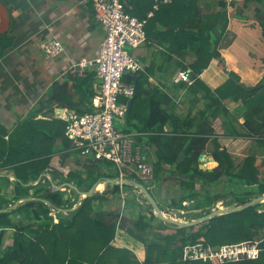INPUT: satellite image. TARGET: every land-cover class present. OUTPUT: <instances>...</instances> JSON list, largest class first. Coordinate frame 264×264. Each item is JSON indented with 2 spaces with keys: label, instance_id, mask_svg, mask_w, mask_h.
Returning a JSON list of instances; mask_svg holds the SVG:
<instances>
[{
  "label": "crops",
  "instance_id": "0c3cea01",
  "mask_svg": "<svg viewBox=\"0 0 264 264\" xmlns=\"http://www.w3.org/2000/svg\"><path fill=\"white\" fill-rule=\"evenodd\" d=\"M190 17L198 19L195 24L201 29L196 31L203 32L210 39L211 46L219 51V55L198 75L209 88L215 90L223 85L232 77V72L247 90L264 85V0H180L163 15V23H169L170 26L162 27L163 23H154L151 32L182 30L184 27L179 25ZM169 31L166 37H148L145 44L131 50L144 66L140 71H129L124 76V81L135 87V99L138 81L142 82L139 103L133 115L127 117L133 131H136L135 126L137 130L148 126L152 106L157 104L170 112L164 133L171 134L176 127L195 129V124L189 126L188 119L211 102L203 88L192 92L187 83L174 81L176 74L184 69L183 66L190 68L198 55ZM105 35V27L97 20L91 0H0V128L6 131L5 139L28 117L66 122V119L56 116L58 107L64 108L66 114L70 111L87 112L90 103L86 96L90 92L96 93L99 79L92 68L80 67L78 63L82 58L97 55ZM52 38L60 39L65 45L64 52L58 57L47 56L41 48L43 41ZM92 73L94 75H89ZM122 98L121 101L126 103L130 99ZM237 105V102L231 101L227 106L234 109ZM207 109L209 115L202 121L207 129L203 136L208 137V140L199 162L203 155L207 156V160L200 162L199 166L203 170H213L218 166L219 162L213 156V138H216L221 148L230 153L236 165L248 155L255 154L258 165L262 164L264 168V147L254 138L227 134L226 116L219 109L215 112L216 105ZM244 121L241 115L236 124L241 126ZM211 127L215 134H210ZM140 133L138 137L141 138L136 139L137 143L156 171L154 181L147 187L165 213L169 206L174 205V198L170 194L184 186L171 164H163L160 172H157L161 152L155 143L149 141L154 132ZM101 162L92 155H83L72 149L71 143L69 147H64L62 141L58 140L57 151L44 177L57 184L71 170L85 174L94 170L102 175L99 180L110 178L105 176L109 172L114 175L112 179L117 178L116 170L105 167ZM5 176L11 180L8 184L0 179L3 192L7 187L14 188L12 182L16 180L9 167H0V178ZM227 181L214 185L195 181L194 189L198 192L203 189L214 191L226 186ZM115 185L120 186L118 192L113 191ZM128 185L131 188H125V184L101 183L96 194L104 195L105 198L94 202L95 215L115 220L116 233L111 244L128 249L130 257L144 264L148 250L140 236H147L149 240L154 238L158 242L165 236L176 239L179 237L176 230L178 226L159 218L152 219L154 209L144 194L134 185ZM188 191L183 189L181 196ZM164 193L168 196L165 197ZM141 214L146 216L145 221H149L151 227L144 232L136 229L133 233L129 229L136 228L134 223ZM160 221L169 225L162 226Z\"/></svg>",
  "mask_w": 264,
  "mask_h": 264
},
{
  "label": "trees",
  "instance_id": "16d2710c",
  "mask_svg": "<svg viewBox=\"0 0 264 264\" xmlns=\"http://www.w3.org/2000/svg\"><path fill=\"white\" fill-rule=\"evenodd\" d=\"M179 2L180 0H174L172 3L162 4L155 15L149 19L146 25L149 38L152 36L166 37L165 34L169 30H159V33L151 32V25L163 23L164 13L174 8ZM123 3L128 13L144 18L153 8L154 0H123ZM196 21L198 19L190 17L179 25L184 27L182 30H171L169 33H173L178 41L184 42L183 44L198 55L197 60L189 66L190 68L187 66L183 68L191 69L192 72L194 82L190 85V90L197 92V89L203 88L211 102L204 110L188 119L189 126L195 124V129L176 127L171 134L164 133V125L170 119V112L159 104L152 106L148 126L138 130L135 126V129L138 132H154L149 137V141L155 143L161 152L157 172H160L163 164H171L179 173L178 178L181 179L184 190H189L178 201L174 199L173 204L181 208L183 202L190 199L194 200L193 209L209 213L211 210L209 211L208 208L223 194L200 198L199 192L194 189L195 181L214 185L231 179L242 183L246 186V190L242 196L234 200L239 205L264 194V168L261 169L258 165L255 154L248 155L243 162L236 165L230 153L225 148H221L216 138H213L215 141L213 156L219 162L218 166L213 170H203L199 166V156L204 151L208 140V137L203 136L207 133V129L202 121L209 115L207 107L216 105L215 112L219 109L226 116L228 121L225 132L227 134L254 138L264 147V85L247 90L239 83V77L232 72V77L223 85L215 90L209 88L198 75L208 67L213 58L219 55V51L211 46L210 39L203 32L196 31V29H201L196 26ZM166 26L170 24H162V27ZM141 83L138 81L137 96L132 104L131 112H128V118L133 115L139 103V96L142 93ZM94 94L95 92H90L86 96L90 103L87 112L92 110L91 101ZM231 101L238 103L234 109L227 106ZM213 115L215 116L216 113ZM241 115L244 116L245 121L239 126L236 123ZM65 129L66 122L58 119L50 121L42 118L36 119L34 116L23 120L10 133L8 139L4 137L5 129L0 128V167H9L16 178L13 182L11 198L6 196L0 187V209H8V211L0 212V245L3 244L7 231L11 229L13 232L11 244L8 245L6 252L0 255V264H113V262L142 264L130 257L128 249L117 248L111 244L116 233L115 220L110 221L95 215L94 202L97 199H104V195H91L83 199L74 210L64 211L73 208L78 202L79 193L75 189L70 187H67L70 191L56 189L52 181L44 176L34 184L50 166L53 154L57 151L58 140L62 141L64 147L70 146L71 142L65 134ZM133 129L128 123V129L125 131H133ZM209 132L215 134L214 128L211 127ZM137 138L140 140L141 137ZM101 161L105 167L114 168L112 162L105 159ZM236 170L238 172H235ZM105 176L114 177L112 172L105 173ZM101 177L102 175L94 170L87 174L71 170L57 184L73 182L80 190H88ZM0 179L10 184V178L5 176ZM140 182L148 186L144 181ZM124 187L131 188L129 185ZM119 190L120 186L115 185L113 191L118 192ZM66 193L69 194L68 198H65ZM259 205L260 203L201 222L202 230L199 237L189 236L190 230H193L196 225L177 227L179 237L176 239L165 236L162 241L158 242L154 238L149 240L147 236H140L146 242L148 250L145 263H143L264 264V252L257 259L225 263L217 260L186 261L183 259L184 248L189 243L194 244L201 241L205 245L219 246L251 241L264 235V209L259 210ZM150 207L153 208L151 205ZM53 211L56 212L58 222L54 221ZM199 214L201 213L195 214L194 217ZM14 217L17 218L14 219ZM145 218L146 216L141 214L134 223L136 228L129 230L135 233L136 229L142 230L141 232L149 229L151 223L145 221ZM151 218L158 219L154 210ZM160 222L162 226L169 225L163 221ZM113 257H115L114 260Z\"/></svg>",
  "mask_w": 264,
  "mask_h": 264
},
{
  "label": "built area",
  "instance_id": "2783aa9c",
  "mask_svg": "<svg viewBox=\"0 0 264 264\" xmlns=\"http://www.w3.org/2000/svg\"><path fill=\"white\" fill-rule=\"evenodd\" d=\"M91 1L95 16L105 27L106 35L97 55L82 58L78 64L80 67L92 68L99 84L92 100L91 111L84 114L75 111L67 113L65 134L70 139L72 149L83 155L112 162L120 181L141 179L150 184L154 181L155 168L137 143L136 139L141 133L120 129L115 124V118L125 119L128 115V104L121 101V97L124 95L131 98L135 94V87L124 81L126 71L137 72L144 67L130 48H136L148 41L146 25L149 19L162 4H169L174 0H154L153 8L144 18L128 13L123 0ZM41 48L47 56L58 57L64 52L65 45L60 39L52 38L43 41ZM174 81L193 84L191 69H181ZM203 159L206 162L207 157L204 156ZM53 212L57 222L56 212ZM262 252L264 235L251 241L219 246L205 245L201 241L189 243L184 248L183 259L217 260L225 263L257 259Z\"/></svg>",
  "mask_w": 264,
  "mask_h": 264
},
{
  "label": "rangeland",
  "instance_id": "374dc122",
  "mask_svg": "<svg viewBox=\"0 0 264 264\" xmlns=\"http://www.w3.org/2000/svg\"><path fill=\"white\" fill-rule=\"evenodd\" d=\"M130 49L132 50V48H130ZM122 97H121L122 100H124V99L127 98L124 95ZM115 124L117 126H119L120 129H122V130L128 129L127 117H125V119L115 118ZM254 144H255V142H254ZM204 156H206V155H203L202 156V159H200V162H202V161L205 162V160L203 159ZM260 167H261V169L263 168L262 167V164L260 165ZM227 180L228 181L226 183V186H224V187L222 186L224 189L222 187H219V188H217L214 191L213 190H208L207 191V190H204L203 189L202 191L199 192V197L200 198H204L205 196L212 197V196H215V195H217L219 193L224 194V196L221 198V200H219V202L218 201L217 202H214L215 204L214 205L212 204V206L208 208L209 211L212 210V209H215V208H225V207H230V206H236V205H238L237 201L234 202V200L243 195V192L246 190V186H244L242 183H239V182H237L235 180H231V179H227ZM13 182H12V184H13ZM36 183H38V181L37 182H34V184H36ZM0 186H1V184H0ZM183 189L184 188L181 187V188H178L177 191L174 190L170 194V196H172V198H174V199H178L181 196ZM64 190L70 191V189H67V188H65ZM12 192H13V188L12 187H7L6 191H4L5 195L8 196L9 198L12 197ZM164 195H165V197L168 196L167 193H164ZM98 202H100V201L98 200ZM165 203L168 204L167 201ZM193 205H194V200L188 199L185 203H183V207L179 208L181 211L178 210V207H176V205H172V206H174V210L172 209V206L171 207L169 206V209H167V211L165 213H166L167 216L174 217L176 220H180V219L183 218V219H185V221L193 220L196 217H198L200 215L202 216V215H204V214L207 213V212H201V210H195V209H193L192 208ZM219 206H221V207H219ZM258 208H259V210H263L264 209V202L260 203V205H259ZM197 213H201V214H199L198 216H195L194 217V215L197 214ZM108 215L111 216V214H108ZM16 218L17 217H14V219H16ZM200 225H201V223L197 224L196 227L193 230H190V232H191L189 234L190 237H193V238L194 237H199V235L201 234V230H202L200 228ZM12 233L13 232H12L11 229H9L7 231V233L5 235V239L3 240V244L0 245V255H2L4 252H6V250L8 249V245L11 244V242H12ZM201 239L202 238L200 236V240Z\"/></svg>",
  "mask_w": 264,
  "mask_h": 264
},
{
  "label": "water",
  "instance_id": "95a60500",
  "mask_svg": "<svg viewBox=\"0 0 264 264\" xmlns=\"http://www.w3.org/2000/svg\"><path fill=\"white\" fill-rule=\"evenodd\" d=\"M128 72L129 71H126V73H128ZM134 99H135V95L132 96L129 99V101L127 102V104H128V112L131 111V107H132V103H133ZM56 116L64 118L66 120L68 118L67 114L65 113V109L61 108V107L56 108ZM44 175L46 176V174H42L37 181H39ZM110 182L112 184H125V185L132 184L135 187L139 188V190L144 194V197L147 199L149 204L153 207L154 213L156 214V216L159 219H161V220H163L165 222H168V223L175 224L178 227H187V226L197 225V224H199V223H201L203 221L209 220V219H211V218H213L215 216L223 215V214H227V213L237 212V211L246 209V208H248L250 206H253V205H256V204L264 202V194H262L260 196H256V197L252 198L251 200H249V201H247V202H245L243 204H239V205H236V206L225 207V208H215V209H212L209 213H206V214H204L202 216H199V217H197V218H195L193 220L180 221V220H176L173 217L167 216L163 212L161 206L159 205V203L156 200V198L154 197V195L149 190V187H147L144 183L139 182V181H133V180H130V179H124L123 181H120V179H118V178H114V179L108 178L106 180H98L88 190H80L78 188V186L76 184H73L72 182H66V183H62V184L52 183V185L54 186V188L60 189V190L61 189L64 190L65 187H70L72 189H75L79 193L78 202L76 203V205L73 208H71V209L64 210V211H68V210H74L75 208H77L80 205V203H81V201L83 199H85V198H87V197H89L91 195H95L97 190H98V186L101 183H104L105 185H107ZM30 184H33V183H30ZM68 197H69V194L66 193L65 194V198H68ZM20 201H22V200H20ZM45 201L48 202L47 200H45ZM15 206H16V204H15ZM5 211H8V209H6V208L5 209H0V212H5Z\"/></svg>",
  "mask_w": 264,
  "mask_h": 264
},
{
  "label": "bare ground",
  "instance_id": "6f19581e",
  "mask_svg": "<svg viewBox=\"0 0 264 264\" xmlns=\"http://www.w3.org/2000/svg\"><path fill=\"white\" fill-rule=\"evenodd\" d=\"M100 186V185H99ZM103 186V185H102Z\"/></svg>",
  "mask_w": 264,
  "mask_h": 264
}]
</instances>
